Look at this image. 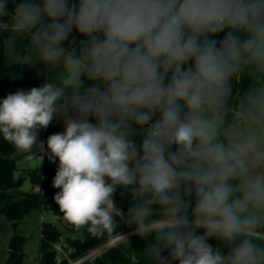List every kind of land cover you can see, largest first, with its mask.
<instances>
[{"label":"clouds","instance_id":"9594fccd","mask_svg":"<svg viewBox=\"0 0 264 264\" xmlns=\"http://www.w3.org/2000/svg\"><path fill=\"white\" fill-rule=\"evenodd\" d=\"M0 52L47 70L0 99V135L57 164L76 231L127 242L124 221L146 264H264V0H0Z\"/></svg>","mask_w":264,"mask_h":264},{"label":"trees","instance_id":"16d2710c","mask_svg":"<svg viewBox=\"0 0 264 264\" xmlns=\"http://www.w3.org/2000/svg\"><path fill=\"white\" fill-rule=\"evenodd\" d=\"M223 34H221L222 36ZM80 37H78L79 39ZM15 74V78H13ZM247 81L237 84V88L246 87ZM13 87L15 89H28L34 86L26 72L21 71V65H7L0 57V99H3V88ZM62 124V122L60 121ZM62 126L53 127L51 124L45 131V135L62 132ZM43 136L39 139L42 141ZM41 157L43 160L41 169L28 170L26 175L30 178L32 189L25 194H17L23 183L24 177L15 178L17 171V161L26 154ZM57 164L52 163L46 155L37 154L33 151L18 150L14 144L3 139L0 135V214L6 216L14 225H17L24 217L33 211H46L56 217H64L56 205L53 196L59 189L52 185ZM116 202L119 207L127 211L126 202H121L119 193L116 195ZM120 220V218H117ZM117 231L128 234L132 232V227L124 221H120ZM68 233L79 235L67 237L64 240L63 233L51 222L44 221L41 229L40 250L35 260V264H69V260H77L89 251L99 247L104 240L95 239L85 231H76L70 224ZM80 235H82L80 237ZM64 240V253L62 256L57 251L55 245ZM214 246L215 240H210ZM152 240L148 236L140 237L133 235L131 238L115 248L107 250L104 254L96 258V264H146L143 252L146 247H150ZM66 251V252H65ZM25 259L24 252H10L6 264H23ZM90 264V263H87Z\"/></svg>","mask_w":264,"mask_h":264},{"label":"rangeland","instance_id":"374dc122","mask_svg":"<svg viewBox=\"0 0 264 264\" xmlns=\"http://www.w3.org/2000/svg\"><path fill=\"white\" fill-rule=\"evenodd\" d=\"M0 57L3 58L4 62L7 65H14V59L0 52ZM22 66V65H21ZM27 69L26 73L33 83L34 86H40L44 82H46L47 70L42 69L40 66L31 67ZM57 69L48 70V75L54 76L57 73ZM41 72L45 74H40ZM30 89V88H28ZM17 89L13 87H4L3 88V98L11 92H15ZM45 130H42L39 133V136L44 133ZM17 171L15 173V178L23 176V183L19 189L15 191L17 194H25L32 189L30 178L26 175L28 170L41 169L43 160L41 157L32 156L30 154H26L24 157L19 159L17 162ZM51 222L56 225V227L63 233L64 240L67 237H76L79 235H71L68 233V227L70 224L65 220L64 217H56L54 215H50L46 211H33L26 217H24L17 225L9 220L6 216L0 214V264H6L10 250L9 244L10 241L19 237L24 239V247L23 251L25 254V259L23 264H35V260L37 259L39 250H40V240H41V229L43 222ZM82 235H80L81 237ZM64 240H61L60 243L55 245L58 252L62 256L64 253ZM109 240V239H108ZM107 240V241H108ZM106 241V242H107ZM126 241L122 240L120 244ZM119 244V245H120ZM101 243L100 246H102ZM59 249V250H58ZM108 250V249H107ZM107 250H99L98 255L104 254ZM62 251V252H61ZM66 252V251H65ZM96 255V256H98ZM93 256V255H92ZM95 256V257H96Z\"/></svg>","mask_w":264,"mask_h":264},{"label":"built area","instance_id":"2783aa9c","mask_svg":"<svg viewBox=\"0 0 264 264\" xmlns=\"http://www.w3.org/2000/svg\"><path fill=\"white\" fill-rule=\"evenodd\" d=\"M12 7L13 6L10 4L9 5V8L11 9ZM52 125H53V127H58V126L61 125L62 126V129H63V124H61L58 119H54L53 122H52ZM45 131L43 133L42 141H44L45 144H46V141H47V137L48 136L45 135ZM128 234L129 235L127 236V240L129 238H131V236L135 235V234H132V232H130ZM121 241L122 240L109 239L107 242H104L102 246H99V247H97V248L89 251L88 254H86L85 256H83V257H81V258H79L77 260H74V261L73 260H69V264H87V263L96 264V262H95L96 261V258L98 256H100V255H98V254H100V253H98L99 250H101V249H103V250H107L108 249L109 250L111 248H115V247H117L120 244ZM96 255H98V256H96Z\"/></svg>","mask_w":264,"mask_h":264},{"label":"water","instance_id":"95a60500","mask_svg":"<svg viewBox=\"0 0 264 264\" xmlns=\"http://www.w3.org/2000/svg\"><path fill=\"white\" fill-rule=\"evenodd\" d=\"M29 66H21V71L22 72H26L27 69H29ZM126 208L128 207V203L126 202ZM23 247H24V239L19 238V237H15L10 241L9 244V250L12 253H21L24 252L23 251Z\"/></svg>","mask_w":264,"mask_h":264}]
</instances>
